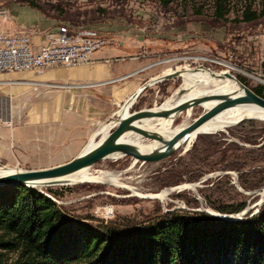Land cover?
<instances>
[{"label":"rangeland","instance_id":"374dc122","mask_svg":"<svg viewBox=\"0 0 264 264\" xmlns=\"http://www.w3.org/2000/svg\"><path fill=\"white\" fill-rule=\"evenodd\" d=\"M29 1H35L38 7L35 10L60 23L101 24L107 32L106 45L120 44L119 40L108 42L111 30L119 35L123 32L122 36L126 35L129 41L140 39L142 43L136 51L151 55L152 61L159 58L157 64H161L156 72H163L162 75L176 67L194 73L202 69L199 66L208 69L205 72L220 75L232 66L230 75L252 91L263 89L264 94V17L242 22L244 4L240 1L234 0L228 13L219 20L214 16L211 0H174L167 8L156 1L145 0H0V22L5 23L12 4L31 8ZM259 9L255 0L251 10L258 12ZM122 39V44L129 46ZM57 72L61 71L54 73ZM146 73H155V68ZM26 78L45 79L32 74ZM181 85L182 79L174 78L147 88L139 95L132 111L163 104ZM27 87L22 85L17 90L0 85V118L9 117L14 102L24 101V95L17 98L9 92ZM202 112L200 107H194L192 119ZM184 117L185 113L179 115L176 125ZM44 141L36 142L40 149L18 150L21 158L12 165L0 162V166L40 170L63 164L75 155L67 145L56 140ZM98 172L119 176L118 184L123 183V187L96 181L34 190L50 197L75 221L96 229H145L168 214L198 218L207 215L222 221L247 220L264 209V121L243 120L224 131L199 135L188 150L184 145L155 163H133L129 157L105 159L90 168V173ZM184 184L192 186L180 191L169 190L165 201L139 196L160 192L163 195L165 189ZM242 203L245 205L242 211L227 214L233 215L234 220L212 214H223L215 207ZM7 259L10 262L15 256L10 254Z\"/></svg>","mask_w":264,"mask_h":264},{"label":"trees","instance_id":"16d2710c","mask_svg":"<svg viewBox=\"0 0 264 264\" xmlns=\"http://www.w3.org/2000/svg\"><path fill=\"white\" fill-rule=\"evenodd\" d=\"M156 1L167 8L174 0ZM223 19L234 0H211ZM243 3L242 22L264 17L255 0ZM31 7L38 8L35 1ZM261 88L253 91L264 98ZM50 192V191H48ZM237 206L215 207L223 214ZM14 255L10 262L8 255ZM0 264H264V209L247 220L168 214L145 229L91 228L68 216L44 193L23 185L0 187Z\"/></svg>","mask_w":264,"mask_h":264},{"label":"crops","instance_id":"0c3cea01","mask_svg":"<svg viewBox=\"0 0 264 264\" xmlns=\"http://www.w3.org/2000/svg\"><path fill=\"white\" fill-rule=\"evenodd\" d=\"M7 13L5 23L0 22L1 30L6 34L28 32L34 48H39L51 33L56 32L60 23L54 18H47L34 7L12 4ZM82 28L103 38L107 33L101 24H87ZM111 32L110 38L106 37L108 42L119 40L120 44H107L93 53L88 62L77 67L0 75V85L8 88L19 90L20 86L28 85L25 90L9 92L17 98L24 95V101L14 102V107L11 104L13 110L8 117L12 121L10 128L0 120V162L12 165L21 158L18 150L40 149L36 142H43L44 139L47 140L44 142L56 140V143L67 145V149L75 152L73 159L101 129L97 128L105 126L103 123L110 120L142 83L162 75L163 72H156L161 64H157L159 58L152 61L151 55L136 51L141 46L140 39L129 41L126 35L122 36L123 32L120 35ZM121 39L129 46H124ZM150 68H155V73H146ZM55 71L61 72L56 74ZM31 74L45 79L35 81L26 78ZM20 79L38 84H19L16 81ZM52 84H59L60 87H53ZM58 135L62 137L57 138Z\"/></svg>","mask_w":264,"mask_h":264},{"label":"water","instance_id":"95a60500","mask_svg":"<svg viewBox=\"0 0 264 264\" xmlns=\"http://www.w3.org/2000/svg\"><path fill=\"white\" fill-rule=\"evenodd\" d=\"M198 68L204 67L199 66ZM174 78H181L180 71L174 70L169 74L156 76L142 83L112 114L110 120L107 121L109 122L108 125H110L107 133L99 138V134L90 138L89 142L81 152L70 161L40 170L26 171L18 169L9 174L0 176V187L23 185L35 189L38 185H47L49 182L51 183L52 181L72 175L86 168H91L98 162L105 159H111L113 156L116 157V160L122 157H129L133 160V163L139 162L145 164L159 162L168 158L176 151L177 144L183 136L193 131L222 110L228 109L234 105L248 103L257 104L264 109V99L239 81L238 84L240 88L243 89V95L241 97L231 99L222 95H210L212 96V99H217L219 102L192 119L190 123L176 132L171 138L165 139L163 135L158 134L155 131H147L139 127L137 124L141 120L166 119L176 113L183 114L188 108L197 107L202 99L186 101L170 109L161 108V104L158 107L153 106L151 108H143L133 111L132 107L136 103L139 95L147 88ZM182 92L183 90H178V95ZM126 134L139 135L143 142H157L164 147L159 151L154 150L143 152L134 144L122 141V138L126 136ZM212 214L218 218H221L222 216L223 219L234 220L233 215L226 214V216H223V214L217 215L213 212Z\"/></svg>","mask_w":264,"mask_h":264},{"label":"bare ground","instance_id":"6f19581e","mask_svg":"<svg viewBox=\"0 0 264 264\" xmlns=\"http://www.w3.org/2000/svg\"><path fill=\"white\" fill-rule=\"evenodd\" d=\"M185 67H187V65ZM177 69H181V67H176V70ZM232 69V66H228V71H225L220 75L211 73L209 71L205 72L204 70L208 69L203 68L198 69L197 72L194 73H187L189 69H186L185 71L177 70L180 71L182 79V85L177 90L181 89L183 90V92L178 95V91L176 90L177 92L169 97L163 104H161L160 107L163 109H170L186 101L202 99L197 107H200V109H203V111L205 112L219 102V100L217 99H212V96L210 95H222L231 99L241 97L243 95V89H241L238 84L239 80L235 76L230 75V73L233 71ZM172 71L174 70H170L165 74H169ZM158 106L159 105H156L155 107ZM193 109L194 108H188L185 112H183V114L185 113V117L179 125H176V121L178 116L181 115L180 113L173 114L166 119L141 120L137 125L147 131H155L156 133L163 135L165 139H168L171 138L180 129L185 127L188 123H190L193 115ZM243 120L264 121V109L257 104L248 103L234 105L228 109L222 110L212 118L205 121L202 125L183 136L179 140L176 150L183 148L184 145H186V149L188 150L199 135L224 131L226 128L236 125ZM108 124L109 122H106V125L104 124L105 126L100 127L101 129L97 133L99 134L98 138L107 133L110 126ZM95 134L96 133H94V135ZM122 141L134 144L143 152L154 150L159 151L164 147L162 144L157 142H143L140 139V136L136 134H126V136L122 138ZM115 158L116 157L113 156L111 159ZM16 170L17 169L15 168L0 166V176L9 174ZM96 181L102 184L123 187V183L118 184V182H120L119 176H114L105 172H98L97 174L90 173V168H86L72 175L52 181L51 183L49 182L50 184L48 183L47 185H76L84 182L86 183ZM47 185H38L37 187L42 188L46 187ZM191 186L192 185L184 184L181 186L168 188L165 189L167 191L164 192L163 195H161L162 192H160L157 194L147 193L139 196L157 199L159 201L164 199L165 201L171 192L169 190H172L173 192L180 191L185 190L186 187L191 188ZM131 190L133 189L131 188ZM135 195L138 196V194Z\"/></svg>","mask_w":264,"mask_h":264},{"label":"built area","instance_id":"2783aa9c","mask_svg":"<svg viewBox=\"0 0 264 264\" xmlns=\"http://www.w3.org/2000/svg\"><path fill=\"white\" fill-rule=\"evenodd\" d=\"M70 23H60L56 32L46 41L34 48L28 32L18 31L12 34L0 32V75L18 73H37L55 68L69 69L90 60V56L106 46V40ZM18 83H26L16 81ZM30 84H38L29 81ZM53 87H60L52 84ZM11 127L9 118H0ZM107 213V210L105 209Z\"/></svg>","mask_w":264,"mask_h":264}]
</instances>
